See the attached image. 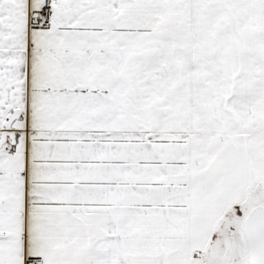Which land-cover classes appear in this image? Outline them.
Returning <instances> with one entry per match:
<instances>
[{
	"label": "snow or ice",
	"instance_id": "1",
	"mask_svg": "<svg viewBox=\"0 0 264 264\" xmlns=\"http://www.w3.org/2000/svg\"><path fill=\"white\" fill-rule=\"evenodd\" d=\"M0 264H264V0H0Z\"/></svg>",
	"mask_w": 264,
	"mask_h": 264
}]
</instances>
